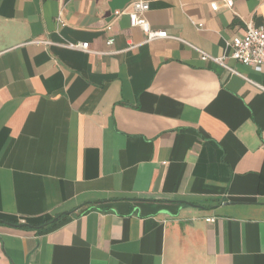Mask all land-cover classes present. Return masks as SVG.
Here are the masks:
<instances>
[{
	"label": "crops",
	"instance_id": "crops-1",
	"mask_svg": "<svg viewBox=\"0 0 264 264\" xmlns=\"http://www.w3.org/2000/svg\"><path fill=\"white\" fill-rule=\"evenodd\" d=\"M130 3L0 0V264H264V0Z\"/></svg>",
	"mask_w": 264,
	"mask_h": 264
},
{
	"label": "built area",
	"instance_id": "built-area-1",
	"mask_svg": "<svg viewBox=\"0 0 264 264\" xmlns=\"http://www.w3.org/2000/svg\"><path fill=\"white\" fill-rule=\"evenodd\" d=\"M151 0H131V3L124 10L114 12V18L111 22L106 24L104 30L112 31L113 24L119 17L127 15L129 17L130 26L132 28H139L146 36V42H153L159 39H174L179 40L173 36L168 35L165 31L155 30L152 28L147 13L150 10ZM223 6L226 8L234 7V0H222ZM220 9L218 3L211 4V10L217 12ZM199 29L203 28V24L198 25ZM115 43V38H109L107 45L112 46ZM36 44H48V42H36ZM66 47L71 50H79L87 53H93L90 49L89 43L83 44H67ZM133 44L130 49L134 48ZM225 54L221 57H213L204 52H200L203 61H213L233 74L242 76L234 68L227 64V60L231 59L238 63L252 67L255 71L260 72L264 66V26H254L248 24L243 36H237L232 40L225 42ZM244 77V76H243Z\"/></svg>",
	"mask_w": 264,
	"mask_h": 264
},
{
	"label": "water",
	"instance_id": "water-1",
	"mask_svg": "<svg viewBox=\"0 0 264 264\" xmlns=\"http://www.w3.org/2000/svg\"><path fill=\"white\" fill-rule=\"evenodd\" d=\"M54 221H57V219H56V220H54ZM22 226H28V225H22Z\"/></svg>",
	"mask_w": 264,
	"mask_h": 264
}]
</instances>
